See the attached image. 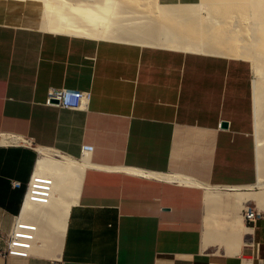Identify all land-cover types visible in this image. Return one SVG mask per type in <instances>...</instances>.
Instances as JSON below:
<instances>
[{
  "label": "crops",
  "instance_id": "crops-1",
  "mask_svg": "<svg viewBox=\"0 0 264 264\" xmlns=\"http://www.w3.org/2000/svg\"><path fill=\"white\" fill-rule=\"evenodd\" d=\"M56 23L38 5L0 0V234L37 226L29 255L0 264H264V211L248 227L242 211L255 199L235 196L259 178L252 62ZM51 88L90 93L87 109L48 106ZM83 146L93 152L66 228L58 207L43 219L25 211L38 149L81 160ZM221 188L230 192L208 208Z\"/></svg>",
  "mask_w": 264,
  "mask_h": 264
},
{
  "label": "bare ground",
  "instance_id": "bare-ground-1",
  "mask_svg": "<svg viewBox=\"0 0 264 264\" xmlns=\"http://www.w3.org/2000/svg\"><path fill=\"white\" fill-rule=\"evenodd\" d=\"M19 1L38 5L45 14L57 17L60 32L167 45L190 51H211L250 60L255 77L254 113L259 164L256 186L260 190L238 191L235 196L240 202L253 198L264 206V0H202L195 6H175L176 9L167 10L159 6L157 0ZM169 15L173 16V21L165 19ZM162 19L173 22L174 27L168 28L170 23H163ZM19 139L5 137L2 140L20 142ZM38 151L41 157L33 175V185L40 179L51 181L53 197L47 205H36L28 200L24 210H32L42 218L46 215L45 210L58 207L61 226L66 228L69 211L78 197L87 158L76 160L48 148H39ZM219 197L217 191L210 189L206 196L207 207Z\"/></svg>",
  "mask_w": 264,
  "mask_h": 264
},
{
  "label": "built area",
  "instance_id": "built-area-1",
  "mask_svg": "<svg viewBox=\"0 0 264 264\" xmlns=\"http://www.w3.org/2000/svg\"><path fill=\"white\" fill-rule=\"evenodd\" d=\"M90 93L70 90L66 88H51L47 94L46 104L48 106L59 107L67 110L85 111L90 102ZM16 137V136H9ZM21 138L19 144L27 147H33V143L27 138ZM93 152V147L83 146V158L88 157ZM33 179L27 185L24 203L29 200L36 205H47L53 197L51 193V181L38 180L33 185ZM242 216L245 224L250 227L254 225L261 217L262 211L256 206L246 204L243 207ZM37 234V226L24 224L16 221L12 230L7 235L0 234V256L27 257Z\"/></svg>",
  "mask_w": 264,
  "mask_h": 264
},
{
  "label": "rangeland",
  "instance_id": "rangeland-1",
  "mask_svg": "<svg viewBox=\"0 0 264 264\" xmlns=\"http://www.w3.org/2000/svg\"><path fill=\"white\" fill-rule=\"evenodd\" d=\"M255 136H256V133H255ZM40 157H41V155H40ZM260 190V188H258L257 186L256 187H252V188H250V189H248V190H243V191H246V192H256V191H259ZM215 191H222V192H230V190H228V189H224V188H221V189H217V190H215ZM242 191V190H241ZM253 205H257L258 206V208L263 212L264 211V207L258 202V200H256V201H253ZM243 206V205H242ZM242 206L240 207V208H242ZM243 228H246V226H245V224L243 223Z\"/></svg>",
  "mask_w": 264,
  "mask_h": 264
},
{
  "label": "water",
  "instance_id": "water-1",
  "mask_svg": "<svg viewBox=\"0 0 264 264\" xmlns=\"http://www.w3.org/2000/svg\"><path fill=\"white\" fill-rule=\"evenodd\" d=\"M223 127H227V123H223Z\"/></svg>",
  "mask_w": 264,
  "mask_h": 264
}]
</instances>
